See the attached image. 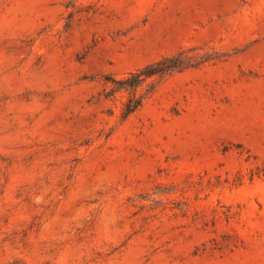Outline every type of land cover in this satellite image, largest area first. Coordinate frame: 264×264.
<instances>
[{
	"label": "rangeland",
	"instance_id": "rangeland-1",
	"mask_svg": "<svg viewBox=\"0 0 264 264\" xmlns=\"http://www.w3.org/2000/svg\"><path fill=\"white\" fill-rule=\"evenodd\" d=\"M0 264H264V0H0Z\"/></svg>",
	"mask_w": 264,
	"mask_h": 264
},
{
	"label": "trees",
	"instance_id": "trees-1",
	"mask_svg": "<svg viewBox=\"0 0 264 264\" xmlns=\"http://www.w3.org/2000/svg\"><path fill=\"white\" fill-rule=\"evenodd\" d=\"M184 58L181 54H177L171 57H164L159 61L150 63L140 69L130 71L123 77L112 80L114 86L110 89L111 92L115 91H125L128 96L123 106V113L130 114L137 110L143 101L144 96L138 95V88L147 80L148 78L155 75H163L172 72L173 70L185 67ZM110 93L106 94V97Z\"/></svg>",
	"mask_w": 264,
	"mask_h": 264
}]
</instances>
